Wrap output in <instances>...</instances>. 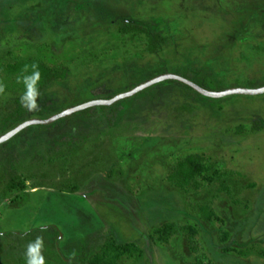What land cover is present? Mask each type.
Returning a JSON list of instances; mask_svg holds the SVG:
<instances>
[{
	"label": "rangeland",
	"instance_id": "1",
	"mask_svg": "<svg viewBox=\"0 0 264 264\" xmlns=\"http://www.w3.org/2000/svg\"><path fill=\"white\" fill-rule=\"evenodd\" d=\"M27 61L57 78L7 90ZM161 75L264 87V0H0V137ZM175 81L2 144L26 186L0 183V264H264V93ZM51 227L62 261L10 246Z\"/></svg>",
	"mask_w": 264,
	"mask_h": 264
},
{
	"label": "trees",
	"instance_id": "2",
	"mask_svg": "<svg viewBox=\"0 0 264 264\" xmlns=\"http://www.w3.org/2000/svg\"><path fill=\"white\" fill-rule=\"evenodd\" d=\"M132 30L140 31L143 30L139 27H133ZM7 76L3 78L1 83L7 90H23L28 88H33L37 86L47 87L50 85L57 77L56 74L48 66L41 64L37 61L33 62H17L7 67ZM182 86H184L189 93L193 95H199V93L192 87L180 82L175 81ZM209 89V88H208ZM215 89V88H210ZM117 104L112 106H102L100 109L108 110L117 108ZM97 107H90L81 112V115H92L97 111ZM24 112V109H21ZM27 113H23L19 116V119H22L25 116H22ZM40 127L46 128L47 126L41 125ZM3 146L0 145V157L3 155ZM20 173L12 168L9 164L4 167L3 172L0 175V183L2 184L3 191H8L10 189H24L26 183L24 179L19 175ZM0 184V185H1ZM207 214V219L209 220H219V217H216L214 213L210 211ZM60 235V232L55 227L49 229H38L35 232L13 234L8 233V237H13L14 242L10 246L13 249H17L22 246H28V251L32 256L43 257L50 262L53 261H62L58 251H57V239ZM89 249L84 248L83 253H86ZM80 264H94V260L87 262V258L79 257ZM64 263V262H63ZM212 264V263H208Z\"/></svg>",
	"mask_w": 264,
	"mask_h": 264
},
{
	"label": "water",
	"instance_id": "3",
	"mask_svg": "<svg viewBox=\"0 0 264 264\" xmlns=\"http://www.w3.org/2000/svg\"><path fill=\"white\" fill-rule=\"evenodd\" d=\"M166 79H174L177 81H180L190 87H192L193 89H195L197 92H200L206 96H211V97H222V96H227V95H232V94H262L264 93V87L262 88H258V89H250V88H233V89H229L226 91H220V92H216V91H210L207 90L203 87H201L200 85L184 78L181 77L179 75H161L158 77H155L137 87H135L134 89L125 92V93H121L117 96H115L114 98L111 99H99V100H93L90 102H86L80 105H77L75 107L69 108L67 111L64 112H60L57 114H54L51 117H48L46 119H29L26 120L24 122H22L21 124H19L18 126H16L14 129H12L11 131H9L8 133H6L5 135L0 137V145L4 144L5 142H7L8 140L12 139L13 137H15L17 134H19L20 132H22L23 130H25L26 128L32 126V125H36V124H43V125H47L50 124L52 122H54L55 120L64 118L66 116L72 115L74 113L83 111L85 109H88L90 107H95L98 105H112L115 104L116 102L120 101L121 99L133 96L137 93H139L142 90H145L163 80Z\"/></svg>",
	"mask_w": 264,
	"mask_h": 264
}]
</instances>
